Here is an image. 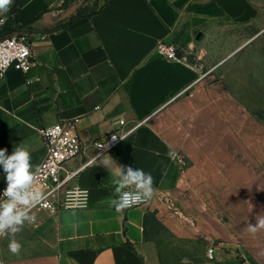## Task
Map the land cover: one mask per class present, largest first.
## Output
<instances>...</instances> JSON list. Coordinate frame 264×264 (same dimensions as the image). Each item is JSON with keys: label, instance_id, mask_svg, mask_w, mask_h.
Returning <instances> with one entry per match:
<instances>
[{"label": "crops", "instance_id": "obj_1", "mask_svg": "<svg viewBox=\"0 0 264 264\" xmlns=\"http://www.w3.org/2000/svg\"><path fill=\"white\" fill-rule=\"evenodd\" d=\"M64 1L18 2L19 25L33 22L35 63L27 74L10 69L0 85V149L11 155L22 144L36 166L46 155L43 128L71 123L90 143L121 120L141 122L103 158L150 173L157 192L118 213L108 202L116 196L114 169L99 163L75 181L89 193L87 206L37 214L21 231L32 239L31 254L2 249L1 264H162L151 216L180 249L202 243L196 259L173 264H264V229L247 231L264 216V125L187 58L207 53L233 23L257 21L249 0H105L66 28L54 16L53 25L39 22L66 11ZM161 44L175 47L179 59H167Z\"/></svg>", "mask_w": 264, "mask_h": 264}, {"label": "rangeland", "instance_id": "obj_2", "mask_svg": "<svg viewBox=\"0 0 264 264\" xmlns=\"http://www.w3.org/2000/svg\"><path fill=\"white\" fill-rule=\"evenodd\" d=\"M104 1L65 0L63 6L70 8L77 4L79 14H89L97 11ZM249 2L257 13V21L233 23L225 33L211 39L207 53L189 55L187 58L200 70L201 77L206 81L225 84L241 101L247 112L264 125V0ZM16 9V0H13L10 10L4 16H0V19L5 21L0 25V37L9 30L15 34L29 30V27L19 26L15 16ZM52 13L56 23L61 25L59 18L65 11H61L60 14ZM150 224L152 234L159 236L163 242L162 264H173L184 257L196 259L203 252L201 242L190 244L189 247L184 244L183 249H180L181 244L172 238L158 220L151 219ZM16 239L22 245L20 254L26 251L30 255L32 239L22 232L16 235ZM9 240L10 237H0V264L2 249L12 257L17 256L9 251Z\"/></svg>", "mask_w": 264, "mask_h": 264}, {"label": "built area", "instance_id": "obj_3", "mask_svg": "<svg viewBox=\"0 0 264 264\" xmlns=\"http://www.w3.org/2000/svg\"><path fill=\"white\" fill-rule=\"evenodd\" d=\"M160 51L169 60L179 59L177 49L173 46L161 44ZM34 63L29 33H19L0 40V85L10 69L27 74ZM142 124L140 122L128 125L127 121L121 120L119 127L111 131L104 139L90 143L80 138L77 129L71 123L62 122L41 129L39 133L46 149V155L39 165L42 171L35 187L45 194V198L33 209L35 215L47 213L55 216L61 211L85 208L88 204L89 193L75 185L76 179L85 170L99 164V159L96 157L109 155L119 144L134 135ZM112 137L116 139L113 140ZM89 149L94 152L89 154ZM79 157L84 159L82 164L76 169H70L68 164ZM6 186L0 185V196ZM147 203L149 201H141L125 211ZM213 255L214 249L211 248L209 257L212 259Z\"/></svg>", "mask_w": 264, "mask_h": 264}, {"label": "clouds", "instance_id": "obj_4", "mask_svg": "<svg viewBox=\"0 0 264 264\" xmlns=\"http://www.w3.org/2000/svg\"><path fill=\"white\" fill-rule=\"evenodd\" d=\"M12 2L13 0H0V16L10 10ZM4 22L0 19V25ZM112 139L115 140L116 137ZM6 153V149H0V166L5 173L7 185L0 196V237H10L8 249L13 255H19L22 245L16 235L23 230L26 223H36L37 217L33 209L45 198V194L35 187L42 169L31 163L30 152L22 144L16 146L11 155ZM168 155L173 157L171 151ZM104 156L106 155L96 159L109 172L114 169L115 178L112 183L116 186V196L108 202L115 211L122 213L141 201H150L155 196L157 189L153 186L154 179L150 173L138 168L118 166L110 156L107 159ZM259 229H264V216L257 218L255 225L247 226V231L253 235Z\"/></svg>", "mask_w": 264, "mask_h": 264}, {"label": "trees", "instance_id": "obj_5", "mask_svg": "<svg viewBox=\"0 0 264 264\" xmlns=\"http://www.w3.org/2000/svg\"><path fill=\"white\" fill-rule=\"evenodd\" d=\"M18 2H19V0H16V11H15V16H16V18H17V20L19 19V16H20V14H21V11H20V9L18 8ZM99 10V9H98ZM97 10V11H98ZM78 11H79V9H78ZM78 11H77V13H76V15H74L73 17H71L70 19H68V20H65V21H62L61 22V24L62 23H64L63 25H61V27H63V28H66L69 24H71L74 20H76V19H79V18H82V17H91V16H93L94 14H96L97 13V11H94V12H91V13H89V14H79L78 13ZM41 17V16H40ZM40 17L38 18V19H40ZM38 19H36L35 21H37ZM34 21V22H35ZM33 22H31V23H28V24H26V25H24V26H21V25H19V26H21V27H29V30H26V31H21L20 33H30L31 31V28H30V24H32ZM16 34H19V33H16ZM15 33H14V31H6L5 33H4V35L2 36V37H0V40H3V39H5V38H8V37H12V36H14V35H16ZM151 219H154L155 221H157V219H155L154 218V216H151L150 218H149V221L151 222Z\"/></svg>", "mask_w": 264, "mask_h": 264}, {"label": "water", "instance_id": "obj_6", "mask_svg": "<svg viewBox=\"0 0 264 264\" xmlns=\"http://www.w3.org/2000/svg\"><path fill=\"white\" fill-rule=\"evenodd\" d=\"M79 9V6L77 4L71 6L68 8L65 13L59 18V21H65L76 15L77 11ZM40 23H43L45 25H53L54 24V19H53V14L51 12L46 13L43 15V17L39 20ZM204 37L203 33H199L197 36V40L201 41Z\"/></svg>", "mask_w": 264, "mask_h": 264}]
</instances>
